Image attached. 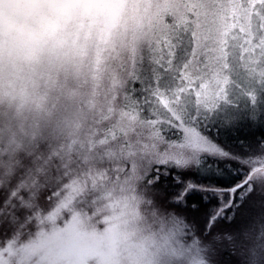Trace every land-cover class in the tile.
I'll return each mask as SVG.
<instances>
[{
    "label": "snow or ice",
    "instance_id": "6c2138e0",
    "mask_svg": "<svg viewBox=\"0 0 264 264\" xmlns=\"http://www.w3.org/2000/svg\"><path fill=\"white\" fill-rule=\"evenodd\" d=\"M146 9L151 34L121 64L123 99L109 109L120 122L104 117L75 152L74 141L21 160L14 137L0 144V264H264V140L232 151L206 134L242 111L262 122L264 0H150ZM225 162L239 166L238 179H189ZM113 202L130 225L122 246L52 242ZM61 213L71 221L56 229Z\"/></svg>",
    "mask_w": 264,
    "mask_h": 264
},
{
    "label": "trees",
    "instance_id": "16d2710c",
    "mask_svg": "<svg viewBox=\"0 0 264 264\" xmlns=\"http://www.w3.org/2000/svg\"><path fill=\"white\" fill-rule=\"evenodd\" d=\"M5 2L0 0V5ZM17 2L24 4L26 0ZM43 2L52 8L43 13L11 9L7 18L0 7V144L14 137L20 145L15 155L21 160L41 146L61 148L74 141L75 152L88 140L90 130L108 123L104 117L120 122L119 114L109 111L123 95L116 84L120 75L110 79L103 61L110 58L118 39L127 31L122 21L134 18L128 25L133 35L145 6L143 0ZM70 49L82 54L81 64H72L61 55ZM93 59L99 65L94 74L85 67ZM102 77L105 81L101 85ZM260 125L255 142L264 140V123ZM229 141L226 143L231 147L240 148L238 142H252L236 136ZM219 168L214 176L192 173L189 179L224 183L241 175L233 163ZM220 172L225 174V181ZM2 229L0 226V236L5 233Z\"/></svg>",
    "mask_w": 264,
    "mask_h": 264
},
{
    "label": "clouds",
    "instance_id": "9594fccd",
    "mask_svg": "<svg viewBox=\"0 0 264 264\" xmlns=\"http://www.w3.org/2000/svg\"><path fill=\"white\" fill-rule=\"evenodd\" d=\"M0 7L4 10L5 17L7 18L11 9H22L26 13H43L46 10H50L52 5L45 4L43 0H26L24 4L18 3L17 0H6ZM151 31L152 21L146 17L139 22L134 34L131 36V51L140 44L146 43ZM23 38L28 39V37ZM61 55L67 57L72 64L79 65L82 63V54L74 49H70L69 52L62 53ZM85 67H90V71L93 74L99 71V65L96 64L94 59L90 62V65H85ZM119 207L118 202H113L107 208L106 215L100 216L99 220H95L93 216L87 215L80 217L79 222L72 230L67 233H61L52 242L63 240L66 243L81 244L101 250L122 246L129 239L130 225L123 211L116 210ZM105 220L108 223H105ZM70 221L71 215L65 219L64 215L60 214L56 218L54 227L56 229H64ZM52 227L53 225H49L46 231L51 233Z\"/></svg>",
    "mask_w": 264,
    "mask_h": 264
},
{
    "label": "rangeland",
    "instance_id": "374dc122",
    "mask_svg": "<svg viewBox=\"0 0 264 264\" xmlns=\"http://www.w3.org/2000/svg\"><path fill=\"white\" fill-rule=\"evenodd\" d=\"M143 2L145 4V6L143 7L144 11H142L141 15L137 17L136 28L140 21L148 17V11L146 9V5L150 2V0H143ZM131 22L134 23V18L131 19L130 17L122 21V25L124 26V28L127 29V31L126 33L122 34L121 38L118 39V42L115 44V47L113 49L112 54L110 55V58L107 57L103 61V64H105V72L107 71L110 73V79L113 78L115 75H120V81L123 79V73L122 71H119L120 66L124 62L125 58L130 57L132 54V51H131L132 33L130 31L131 28L130 29L128 28V25ZM128 30L130 31L129 33H128ZM104 81L105 79L104 77H102L100 80L101 85L104 83ZM120 81L117 78L116 84L117 83L119 84L120 92H122V86L120 84ZM123 95L120 97V100L123 99ZM261 111H262V115H261L262 122L261 123H264V105H261ZM240 116L241 118L238 120V122L235 123L231 127H223L219 124L218 121L209 123L206 128L207 136H209L217 144H221L232 151H239L241 149L240 147L234 146V145L233 147H231L232 145L231 143L230 145L226 143L232 138V136H236L240 139H245L246 141L251 140L252 141L251 143L255 142L254 139H256V133L258 132V127L261 126L260 125L261 123H257L255 125L250 123L246 118V113L243 111L240 113ZM17 127H18V121H17L16 129ZM0 139H3V130L1 126H0ZM238 143H241V142H238ZM228 163L229 162H225L222 165H228ZM249 163L253 166H259L260 161H250ZM217 167H219V165ZM219 176L223 181L227 179L225 174H223V172H220ZM65 211H67V209H65ZM258 212H259V209L251 210V214H257ZM69 215H72V214H69ZM1 227L3 228L2 230H4L5 232L1 236L7 235L8 234L7 227L6 226H1ZM257 227H259V225H257Z\"/></svg>",
    "mask_w": 264,
    "mask_h": 264
}]
</instances>
